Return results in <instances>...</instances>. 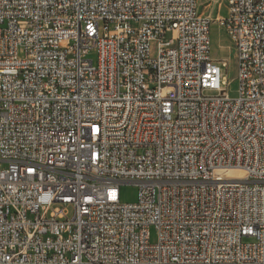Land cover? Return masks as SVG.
I'll return each instance as SVG.
<instances>
[{
	"label": "built area",
	"instance_id": "obj_1",
	"mask_svg": "<svg viewBox=\"0 0 264 264\" xmlns=\"http://www.w3.org/2000/svg\"><path fill=\"white\" fill-rule=\"evenodd\" d=\"M217 21L233 81L198 0H0V264H264V0Z\"/></svg>",
	"mask_w": 264,
	"mask_h": 264
},
{
	"label": "rangeland",
	"instance_id": "obj_2",
	"mask_svg": "<svg viewBox=\"0 0 264 264\" xmlns=\"http://www.w3.org/2000/svg\"><path fill=\"white\" fill-rule=\"evenodd\" d=\"M198 6L201 14L212 19V55L215 59L219 60L220 64L223 60H227L229 67H223L222 73L228 76L229 80L233 81L237 73L235 50L229 36L217 21V19L227 15V0H198ZM237 87V82L234 81L230 88L231 96L236 95ZM122 193L123 200L125 201H132L136 197V189L132 186L125 185L122 188ZM248 241L250 240H245V242Z\"/></svg>",
	"mask_w": 264,
	"mask_h": 264
},
{
	"label": "bare ground",
	"instance_id": "obj_3",
	"mask_svg": "<svg viewBox=\"0 0 264 264\" xmlns=\"http://www.w3.org/2000/svg\"><path fill=\"white\" fill-rule=\"evenodd\" d=\"M232 175H236V177H239V179H245L246 178V173L242 170H237V171H233Z\"/></svg>",
	"mask_w": 264,
	"mask_h": 264
}]
</instances>
